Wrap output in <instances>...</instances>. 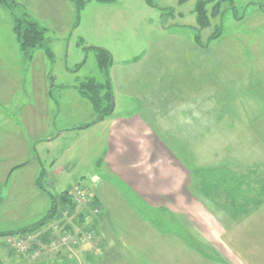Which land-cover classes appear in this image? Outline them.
I'll use <instances>...</instances> for the list:
<instances>
[{
	"label": "rangeland",
	"instance_id": "374dc122",
	"mask_svg": "<svg viewBox=\"0 0 264 264\" xmlns=\"http://www.w3.org/2000/svg\"><path fill=\"white\" fill-rule=\"evenodd\" d=\"M216 1L206 5L209 24L202 28L194 11L198 0L91 1L74 11L73 26L63 32L35 15L41 25L46 24L50 55L36 49L30 58L24 57L15 39L12 46L7 41L14 36L10 18V22L7 17L0 22V39L8 45L4 48L2 42L0 47V264L69 263L55 256L37 259L42 253L32 258L27 252L24 256L28 258L21 252L13 253L5 245L3 232L13 229L15 239L22 240L29 232L20 231L24 225L48 214L53 198L65 190L81 189L91 203L93 194L85 189L91 181L110 177L113 184L129 187L118 176L119 166L125 164L128 173H140L146 167L141 162L146 148L141 149L138 136L131 132L125 145L117 149L111 135L118 120L141 115L138 112L144 103L143 115L156 118L149 120L152 140L156 142L159 137L157 142L166 145V150L172 149L188 169L216 165L236 168L239 182L229 186L237 188L240 196L248 190L247 195H251L261 187L264 14L259 5L264 7V0H233V8L228 1L220 2L218 14L211 15ZM216 33L218 37L209 40ZM97 48L110 55L107 75L97 63ZM90 78L103 85L98 88L100 102L96 108L79 92L81 84ZM108 90L109 98L104 96ZM134 92L141 99L132 96ZM109 105L112 111L100 115ZM149 106L154 110L148 111ZM173 111L176 115L183 111L182 121L161 119ZM166 123L169 126H164ZM201 123L205 141L199 138L202 141L184 148L169 132L180 134L184 125V132L191 136L197 132L191 125ZM155 142L151 150L157 152L161 148ZM185 151L190 155L188 160ZM253 165L260 169L257 175L245 176L248 171L239 170ZM142 176L149 183L148 177ZM186 180L192 187L191 174H186ZM190 192L201 204L202 193ZM230 193L229 188H219L210 192L212 201L203 198L204 210L216 220L219 231L229 226V214L239 209ZM89 202L80 206L58 204L47 222L31 233V239L24 240L43 243L55 234L62 241L63 235L84 232L91 236L90 218L98 212L93 213L95 205L91 207ZM189 227L197 229L195 223ZM76 248L81 252L71 256L81 264L90 262L84 258L81 245Z\"/></svg>",
	"mask_w": 264,
	"mask_h": 264
},
{
	"label": "crops",
	"instance_id": "0c3cea01",
	"mask_svg": "<svg viewBox=\"0 0 264 264\" xmlns=\"http://www.w3.org/2000/svg\"><path fill=\"white\" fill-rule=\"evenodd\" d=\"M17 1L22 3L32 16L40 17L43 23L49 22L58 31L63 32L74 24L72 18L75 10L70 0ZM262 13L264 14V10ZM6 17L9 20L8 11L0 6V22ZM262 25L264 26V23ZM10 30L14 35L11 23ZM14 39L15 36L11 35L7 39L11 42V46ZM0 41V47H2L4 42L1 39ZM4 44V48L8 46ZM131 95L141 99L135 92ZM144 105L145 103L143 107L141 105V110L138 112L141 115L118 120L111 136L114 139L113 142H116L117 149L122 147V144L125 145L128 133L134 132L132 135L138 136L142 144L141 149L142 146L146 148V152H139L143 154L141 162H144L146 166L139 172L148 177L149 183L142 174L125 171L124 164L119 166L118 176L122 183H126L129 187L116 185V183L114 185L110 182V177L100 178L88 184L85 189L93 194L94 201L100 204V210L97 216L92 215L90 218L95 242L92 239V244L85 242L81 247L85 253L84 258L90 260V262L86 261V264H264V182L258 190L250 189L254 190L251 195H247L249 190L244 196L239 197L230 193L233 204L239 209L236 214H229L232 217L229 226L219 231L216 220L204 210V200L212 201L210 192L207 195L201 192L200 204L190 190L197 195H200V192L196 191L195 184L191 187L188 184L190 181L186 180V174L187 177L189 174L192 176L193 170L205 167H194L192 170L189 167L188 169L184 162L180 163L172 149L168 147L166 150L164 148L166 145L163 147L157 142L159 137H157V143L152 140L154 136L149 129L151 127L149 120L156 121V118H147L143 115ZM149 107L148 111L154 110ZM178 112V115L174 111L170 112L171 116H161V119L182 121L184 116L180 113L183 111ZM164 126L169 125L166 123ZM181 126L180 134H176L180 131H169L170 134H174L175 143L184 144V148L189 143L205 141V134H203L205 131L202 130L204 124L191 125L197 127L193 130L197 131L196 134L191 136L184 132V125ZM131 128L133 131L130 130ZM133 141L134 139L132 143ZM153 142L161 148L159 151L151 150ZM186 149H188L187 146ZM165 150L170 151L172 156H169ZM185 152L188 160L190 155L188 151ZM180 156L183 157L184 154ZM255 166L257 165H253L252 168L246 166L239 170H247L245 176L257 175V170L260 169ZM231 170L234 174L239 173L236 168ZM214 190L216 189L211 192ZM89 205L93 207L94 202ZM211 205L214 206V204ZM215 208L218 207L215 206ZM239 212L241 214H238ZM190 223H195L196 231L190 229ZM11 230L13 229L5 230L3 235ZM78 251L81 252L77 248L71 251L63 249L59 253L43 252L37 259L55 256L61 257L63 261H69V263L63 262L64 264H81L71 256Z\"/></svg>",
	"mask_w": 264,
	"mask_h": 264
},
{
	"label": "trees",
	"instance_id": "16d2710c",
	"mask_svg": "<svg viewBox=\"0 0 264 264\" xmlns=\"http://www.w3.org/2000/svg\"><path fill=\"white\" fill-rule=\"evenodd\" d=\"M96 1L98 3H110L113 0H70L72 3L75 11H80L82 7L85 6L86 3ZM215 0H198L195 7V14H196V21L200 28L206 27L209 24V19L207 15L206 5L214 2ZM228 1L229 4L232 5L231 8H233V0H218L216 3L212 6L211 15H217L219 12V3ZM0 6L4 7L10 16L11 20V26L12 31L15 36V40L18 43L21 52L24 54V57L30 58L31 52L36 49H44V51L50 55V51L48 50L47 44L48 40L46 39L45 33L47 28L40 24L39 21H37L26 9V7L20 3L17 0H0ZM259 8L264 10V7L262 5H259ZM76 13V12H75ZM76 25V23H75ZM74 25V26H75ZM218 37V33L211 35L209 37V40L215 39ZM197 35L195 36L196 41ZM97 63L99 67L105 72L107 75L108 68L111 65L110 55L106 50L97 48ZM106 84L109 88V81H106ZM103 87V85L98 84L93 78H90L83 82L81 84V87L79 88V92L83 97L88 98L93 104L94 107L98 106L100 102V98L97 95L98 88ZM105 97L109 98L110 90H108L107 94L104 95ZM95 107V108H96ZM112 111L110 105L108 106V109L104 113H99L100 115L108 114ZM16 168V167H15ZM236 174L232 172L229 167L226 165H216V166H210L209 168H196L192 172V177L194 179L195 189L197 192H204L206 195L211 192L213 189H219V188H229L232 195L239 197L237 188H230L229 185H231V182H239L238 179L235 177ZM245 180V178H243ZM197 180V181H196ZM199 180V181H198ZM70 190H65L61 192L58 196V198H53V202L48 210V214H46L41 219L37 220L31 225H28L24 228H22L20 231H34L40 226H42L44 223L47 222V219L57 210L58 204H62L63 206H69L73 205L70 196H69ZM240 193V192H239ZM91 202H94V207L96 208L97 204L94 200L95 198H92ZM100 207V206H99ZM99 212V210H98ZM16 231H10L7 233H13ZM6 234V233H5Z\"/></svg>",
	"mask_w": 264,
	"mask_h": 264
},
{
	"label": "built area",
	"instance_id": "2783aa9c",
	"mask_svg": "<svg viewBox=\"0 0 264 264\" xmlns=\"http://www.w3.org/2000/svg\"><path fill=\"white\" fill-rule=\"evenodd\" d=\"M69 196L72 200V202L74 203V205H84L86 203H88L90 201V196L87 195L85 192H83L81 189L80 190H76L75 188L73 190L69 191ZM90 203V202H89ZM95 209V210H94ZM93 209V213H97L98 212V208H94ZM56 227V226H55ZM59 232V228L57 227V233ZM32 231L26 232L24 233L25 235L23 236L22 240H16V236L15 234L12 235H8L7 237H5V244L7 245V247L16 253H24L28 254V256L35 257V256H39L41 253L43 252H54V253H59V251L63 250V249H75L76 247H79V245L85 243V242H90L92 244V235L89 236L87 233H82V234H74V236H70V235H63L64 237L62 238V241H59V235H55V234H51L47 237L46 241L43 243H38L35 242L34 240L32 241V243H29V241L27 242L25 239H31L30 235ZM80 237L82 239H80ZM56 239V240H54ZM85 239V240H84ZM32 246L34 249H32ZM73 247V248H72Z\"/></svg>",
	"mask_w": 264,
	"mask_h": 264
},
{
	"label": "flooded vegetation",
	"instance_id": "af4514ba",
	"mask_svg": "<svg viewBox=\"0 0 264 264\" xmlns=\"http://www.w3.org/2000/svg\"><path fill=\"white\" fill-rule=\"evenodd\" d=\"M24 232V231H23ZM8 235H12V233H6L4 234V237H7ZM6 245V244H5ZM7 246V245H6ZM8 248V247H7ZM9 249V248H8ZM10 250V249H9ZM11 251V250H10ZM13 252V251H12ZM16 253V252H13ZM18 254V253H17ZM20 255L24 256V253H21Z\"/></svg>",
	"mask_w": 264,
	"mask_h": 264
},
{
	"label": "water",
	"instance_id": "95a60500",
	"mask_svg": "<svg viewBox=\"0 0 264 264\" xmlns=\"http://www.w3.org/2000/svg\"><path fill=\"white\" fill-rule=\"evenodd\" d=\"M102 117L100 116V117H98V120H100Z\"/></svg>",
	"mask_w": 264,
	"mask_h": 264
}]
</instances>
